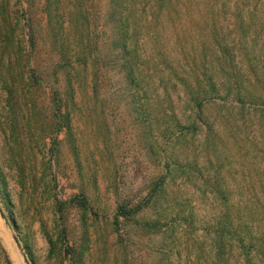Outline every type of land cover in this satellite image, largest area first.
<instances>
[{"label":"trees","instance_id":"16d2710c","mask_svg":"<svg viewBox=\"0 0 264 264\" xmlns=\"http://www.w3.org/2000/svg\"><path fill=\"white\" fill-rule=\"evenodd\" d=\"M19 1L21 4L22 0ZM226 1L222 7L239 9V3ZM4 2L8 7L10 1ZM150 3L151 8L164 10L173 0H150ZM131 6L130 0H109V42L94 45L80 42L68 48L64 45L63 55L48 68L37 63L38 35L32 23H28L29 52L24 53L20 40L16 54L7 53L8 43L15 45V42L8 32L9 14H3L0 65L7 71L0 76L5 99L1 129L10 158L0 155V190L6 205L12 206L7 164L16 170L23 183L30 179L39 186L48 180V184L58 185V175L51 173L55 166L52 158L59 154V137L63 133L68 135L78 159L74 117L81 103L79 89L90 85L88 102L93 108L124 109L128 118L121 121L135 128L155 170L145 190H140L147 192L145 195L116 189L113 224L118 232L122 223H134L131 227L137 234L160 237L162 247L157 251L160 255L157 264H173V255L177 253L168 250L170 239L178 243L184 233L198 235L199 241L193 243L196 261L193 264H264V189L250 190L252 197L242 192V198L235 202L232 190L224 189L219 181L207 184L203 194L211 201L214 212L205 218L196 212L195 206L176 197L169 184L175 180L176 172L191 169L188 163H182V157L188 155L172 146L171 136L176 132L182 136L185 131L205 134L209 146L214 124L208 108H251L259 115V130L264 133V76L258 68L261 57L254 56L255 50L247 49L245 43L250 42L247 36L235 32L234 36L216 35L211 40L208 37L204 45L210 42L209 47L192 49V59L182 54L184 47L178 55L183 60L173 58L162 46H148L137 40L141 26L132 19ZM16 22L17 26L22 23L20 15ZM174 101L180 103L178 109L173 108ZM221 161L218 156L217 162ZM214 177L208 176L210 181ZM54 201L63 223L64 204L57 198ZM70 203L84 212L82 219L86 223L85 214L91 209L87 197L76 195ZM64 234L67 229L62 224L61 241ZM48 239L51 253L63 256V246ZM0 248L2 264H12L1 244ZM84 248L67 245L64 252L68 264H87ZM25 250L29 255L26 247Z\"/></svg>","mask_w":264,"mask_h":264},{"label":"rangeland","instance_id":"374dc122","mask_svg":"<svg viewBox=\"0 0 264 264\" xmlns=\"http://www.w3.org/2000/svg\"><path fill=\"white\" fill-rule=\"evenodd\" d=\"M9 1L7 7V2L0 0V32L5 30L3 14H9L11 26L8 32L15 45L8 43L7 53L12 56L19 50L20 40L24 53L29 52L28 23L33 24L38 35L37 63L45 67L56 63L63 55L64 45L68 48L80 42L105 44L111 38L109 0H22L21 4L19 0ZM223 1L173 0L170 7L159 10L151 8L150 0H130L132 19L141 26L137 40L148 46H162L173 58H182L178 55L184 47L182 54L192 59V49L209 47L210 42L204 45L208 37L211 40L212 36H234L233 33L238 32L248 37L247 49L255 50L254 56L261 57L258 68L264 76V0H227L229 4H240L239 9L233 7L231 10L222 7ZM18 13L22 23L17 26ZM6 71L0 65V76ZM90 90V85L80 87L81 103L74 117L78 159L73 154L68 135L63 133L59 137V154L52 158L55 166L51 172L58 175V185L48 184V180L39 186L30 179L23 183L16 170L7 164L12 206L8 208L0 190V244L12 264H22L14 238L32 264H68L64 252L67 245L85 247L87 264L158 263L160 255L157 251L162 247L160 237L137 234L131 227L134 223H122L119 232L113 224L116 189L125 188L131 195H145L147 192L140 190L147 187L155 172L154 166L149 164L147 149L137 137L135 128L123 122L127 117L124 109L93 108L88 102ZM3 94L0 84V155L4 154L9 160V147L1 129L4 120L1 118H5ZM179 105L174 101L172 106L178 109ZM185 110L188 111L186 107ZM252 110L208 108L210 121L214 124L209 146L205 134L193 135L185 131L182 136L179 132L171 136L172 146L188 155L182 157V163H188L191 169L176 172L175 180L169 184L176 197L183 198L186 205L195 206L200 216L208 218L214 212L211 201L203 194L207 184L219 181L224 189L232 190L235 202L242 198V192L244 196L247 193L252 197L250 190L264 189V133L259 130V115ZM218 156L222 158L221 162H217ZM209 175L216 177L210 181ZM76 195H84L89 201L91 209L85 214L86 223L82 219L84 212L70 203ZM56 198L64 204L63 223L55 205ZM1 213L9 227L5 226ZM62 224L67 234L61 241ZM197 236L184 233L178 243L170 239L173 244L170 241L168 250L177 253L173 255V264L196 263L193 243L198 240ZM48 237L63 246V256L51 253Z\"/></svg>","mask_w":264,"mask_h":264},{"label":"water","instance_id":"95a60500","mask_svg":"<svg viewBox=\"0 0 264 264\" xmlns=\"http://www.w3.org/2000/svg\"><path fill=\"white\" fill-rule=\"evenodd\" d=\"M1 217H2V219L4 221L5 226L9 227V222L6 220V217H5V215L3 213H1ZM14 239H15V243H16L18 254H19V256L22 259V264H32V262L29 260V258L25 254L23 248L21 247L19 241L16 238H14Z\"/></svg>","mask_w":264,"mask_h":264}]
</instances>
